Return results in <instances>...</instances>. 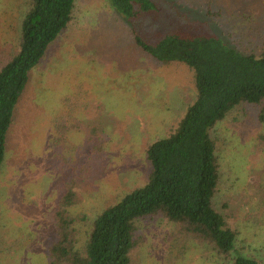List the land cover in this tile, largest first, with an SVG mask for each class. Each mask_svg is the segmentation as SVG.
I'll use <instances>...</instances> for the list:
<instances>
[{
    "label": "rangeland",
    "instance_id": "obj_1",
    "mask_svg": "<svg viewBox=\"0 0 264 264\" xmlns=\"http://www.w3.org/2000/svg\"><path fill=\"white\" fill-rule=\"evenodd\" d=\"M30 1L0 0V67L17 51ZM160 8L159 17L143 15L137 23L110 0H75L73 20L30 70L0 174V264H49L62 183L74 167L82 182L79 202L69 208L74 217L93 219L143 186L151 169L148 145L170 135L195 99L193 71L181 62L157 64L136 44L134 29L150 42L148 33L184 22L177 30L183 36L212 28L239 49L264 50V0H160ZM88 109L93 117L85 116ZM247 112L246 121L235 122L236 111L212 132L222 174L216 203L231 213L240 251L264 264V125ZM65 121L82 126L72 124L56 147L55 125ZM89 127L100 135L93 154ZM140 225L134 264H223L211 248L176 238L184 235L166 218ZM76 227L80 247L89 225Z\"/></svg>",
    "mask_w": 264,
    "mask_h": 264
},
{
    "label": "trees",
    "instance_id": "obj_2",
    "mask_svg": "<svg viewBox=\"0 0 264 264\" xmlns=\"http://www.w3.org/2000/svg\"><path fill=\"white\" fill-rule=\"evenodd\" d=\"M110 1L137 23L143 15L155 19L161 13L160 0ZM74 4L75 0H31L17 51L0 67V174L14 110L29 72L73 20ZM183 23L157 30V35L148 33L150 42L134 29V39L157 64H186L193 71L195 99L170 135L148 145L151 169L147 182L93 219L86 215L74 217L69 212L79 202L76 189L82 183L77 179L79 168H73L72 175L62 183L55 212L56 237L48 249L49 264H134L135 249L143 241L137 223L157 217L177 224V234L184 237L176 238L211 248L223 264H262L253 254L240 251L239 232L228 223L227 214L231 213L217 207L222 174L217 139L212 132L236 111L235 122L246 121L247 108L255 111L257 123L264 125V50L256 53L239 49L212 28L206 34L183 36L177 31ZM65 124L55 125L56 147L72 124L82 126L75 121L69 127ZM89 129L86 143L93 154L100 150L101 146L96 145L100 135L96 127ZM260 139L262 148L264 135L260 134ZM57 155L61 159L59 152ZM222 206L227 209L228 203ZM78 222L89 225L80 247ZM176 257L170 256V261Z\"/></svg>",
    "mask_w": 264,
    "mask_h": 264
},
{
    "label": "crops",
    "instance_id": "obj_3",
    "mask_svg": "<svg viewBox=\"0 0 264 264\" xmlns=\"http://www.w3.org/2000/svg\"><path fill=\"white\" fill-rule=\"evenodd\" d=\"M93 111H92V109H88V113H86L85 114V116H87V117H93L94 115H93Z\"/></svg>",
    "mask_w": 264,
    "mask_h": 264
}]
</instances>
